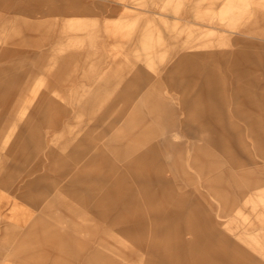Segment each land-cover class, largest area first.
Wrapping results in <instances>:
<instances>
[{"label": "rangeland", "instance_id": "rangeland-1", "mask_svg": "<svg viewBox=\"0 0 264 264\" xmlns=\"http://www.w3.org/2000/svg\"><path fill=\"white\" fill-rule=\"evenodd\" d=\"M0 264H264V0H0Z\"/></svg>", "mask_w": 264, "mask_h": 264}, {"label": "bare ground", "instance_id": "bare-ground-1", "mask_svg": "<svg viewBox=\"0 0 264 264\" xmlns=\"http://www.w3.org/2000/svg\"><path fill=\"white\" fill-rule=\"evenodd\" d=\"M85 75V74H84ZM88 77V76H87Z\"/></svg>", "mask_w": 264, "mask_h": 264}]
</instances>
